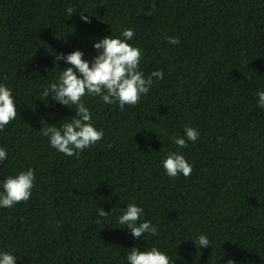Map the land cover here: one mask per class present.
Segmentation results:
<instances>
[{
	"label": "trees",
	"instance_id": "1",
	"mask_svg": "<svg viewBox=\"0 0 264 264\" xmlns=\"http://www.w3.org/2000/svg\"><path fill=\"white\" fill-rule=\"evenodd\" d=\"M125 28L145 76L164 77L124 110L85 96L104 136L68 157L39 130L75 115L40 95L67 66L55 54L79 48L91 60L93 41ZM0 82L17 101L0 131V180L27 167L36 176L27 201L0 208V249L17 264H127L132 246L153 243L175 264H264V0H0ZM186 125L200 136L177 149L170 137ZM169 151L192 163L187 177L165 174ZM131 202L159 237L119 227ZM199 233L211 244L196 245Z\"/></svg>",
	"mask_w": 264,
	"mask_h": 264
},
{
	"label": "clouds",
	"instance_id": "2",
	"mask_svg": "<svg viewBox=\"0 0 264 264\" xmlns=\"http://www.w3.org/2000/svg\"><path fill=\"white\" fill-rule=\"evenodd\" d=\"M72 11L71 8L68 9ZM85 22L89 17L81 15ZM135 35L133 28H125L119 35H106L93 41L96 54L91 60L85 58L84 52L77 48L68 53H56L55 64L64 61L67 66L41 92L43 98L51 97L55 102L74 108L75 115L71 120L59 123H47L40 130V135L48 138V143L58 152L68 157H79L84 149L95 145L104 136V130L97 128L90 108L86 106L84 97H98L104 104H118L121 110L125 105L137 104L143 95L149 93L153 78L163 79V70L156 69L145 76L140 67L143 50L129 43ZM170 44L180 43L178 36H168ZM256 103L264 108V90H257ZM74 106V107H73ZM17 116V101L13 90L0 82V131ZM157 134V133H156ZM200 136L197 128L186 125L182 136L172 135L171 142L177 149L188 146ZM6 147L0 146V163L7 159ZM165 174L169 177L183 175L187 177L192 171V163L181 151H169L161 159ZM36 176L32 167L17 171L14 175H6L0 180V208H10L21 201H27L35 185ZM112 211V210H111ZM144 207L136 202L128 203L116 218L119 227L127 226L134 238H141L145 233L159 237L156 224L142 219ZM98 218H107L109 211L103 207L97 209ZM199 246L211 244L206 234L199 233L193 239ZM19 256L12 251L0 249V264H17ZM127 264H175L167 251L156 244L141 249L132 246L125 257ZM226 264H235L228 259Z\"/></svg>",
	"mask_w": 264,
	"mask_h": 264
}]
</instances>
